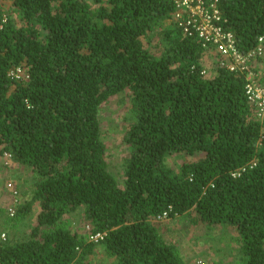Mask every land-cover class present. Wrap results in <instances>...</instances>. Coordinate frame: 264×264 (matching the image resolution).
Here are the masks:
<instances>
[{
    "label": "trees",
    "instance_id": "trees-1",
    "mask_svg": "<svg viewBox=\"0 0 264 264\" xmlns=\"http://www.w3.org/2000/svg\"><path fill=\"white\" fill-rule=\"evenodd\" d=\"M12 1L22 24L0 6V156L31 172L19 217L39 210L26 236L0 239V264H85L98 244L72 227L79 215L114 264H190L153 221L163 213L235 227L236 264H264V122L243 75L221 63L213 78L201 74L206 49L172 20L175 1ZM219 8L240 53L264 49V0ZM19 66L25 75L11 77ZM123 92L119 181L100 114ZM180 153L199 158L168 167Z\"/></svg>",
    "mask_w": 264,
    "mask_h": 264
},
{
    "label": "rangeland",
    "instance_id": "rangeland-1",
    "mask_svg": "<svg viewBox=\"0 0 264 264\" xmlns=\"http://www.w3.org/2000/svg\"><path fill=\"white\" fill-rule=\"evenodd\" d=\"M1 9L4 17L8 15L14 17L18 25L22 24L18 8L13 4L12 0H1ZM174 20V18L172 19ZM170 21H166L163 25L166 27ZM154 43L156 40H153ZM145 45L152 48L154 43L147 42L144 39ZM264 51V49H263ZM264 57V55H263ZM222 56L214 49H206L202 58L201 65L206 68V78H212L217 74V68L221 62ZM264 60V59H263ZM255 65V64H254ZM252 67L257 75V80L264 84V61L256 63L255 69ZM26 72V67H22V72L19 77H23ZM130 97L128 92L112 96V98L102 106L100 118L102 121L103 138L108 148V157L110 160V169L115 174L119 181L123 180V167L125 156L128 154V149L125 148L123 137L129 124L128 116ZM199 156H192L186 153L174 154L167 158L166 163L168 167L176 171L180 170L182 164L198 160ZM2 155L0 156V239L5 232L7 236L19 235L24 237L30 232L29 225L36 223L35 214L38 206L32 211V215L21 219L16 213L14 217L10 216L9 207L15 203V194L12 188L8 187L7 182H13L17 187L18 199L17 202L30 198V194L23 195L28 184L27 180L31 176V172L19 166L14 162L11 167L5 170L2 164ZM15 179V180H14ZM192 216L175 217L158 224L161 234L169 242H179L181 252L186 254L185 259H190V264H196L195 261L202 259L208 264H232L230 260L236 264L239 261V254H237L239 247L238 231L235 227L214 225L209 227L203 222L194 223ZM72 227L79 232H86L85 220L79 215L73 217ZM96 253L88 256L85 264H114V259L109 257L102 246L97 243Z\"/></svg>",
    "mask_w": 264,
    "mask_h": 264
},
{
    "label": "built area",
    "instance_id": "built-area-1",
    "mask_svg": "<svg viewBox=\"0 0 264 264\" xmlns=\"http://www.w3.org/2000/svg\"><path fill=\"white\" fill-rule=\"evenodd\" d=\"M176 10L174 12V21L182 28V31L187 36L198 38L205 49H214L222 56L221 66L227 67L230 71L236 72L244 76L245 79V94L248 102L253 108V114L257 120L264 122V84L257 80L252 66L251 59L257 56H263V46H259L257 51H253L248 55H243L239 52L234 36L231 32L224 30L222 26L221 11L219 8L220 0H174ZM262 43V39H260ZM22 68L18 67L11 75L15 78H20L19 75ZM201 74L205 76L207 70L201 65ZM2 163L5 166L12 165L14 160L11 155L4 153ZM12 188L14 196L18 195L17 187L11 181L6 184ZM10 211H13L10 209ZM14 213L11 212V215ZM167 219V213L156 216L153 221L163 222ZM90 225L87 229L90 230ZM103 238L101 233L91 236L94 242H99ZM2 239H6V234H2ZM196 264H208L207 261L198 259Z\"/></svg>",
    "mask_w": 264,
    "mask_h": 264
},
{
    "label": "clouds",
    "instance_id": "clouds-1",
    "mask_svg": "<svg viewBox=\"0 0 264 264\" xmlns=\"http://www.w3.org/2000/svg\"><path fill=\"white\" fill-rule=\"evenodd\" d=\"M19 67H21L22 68V66H19ZM18 68V67H17ZM17 68H15L14 70H12L11 72H13V71H15ZM11 72H10V75H11ZM256 74V73H255ZM256 75H258V74H256ZM11 77H13L12 75H11ZM205 77V76H204ZM15 78V77H14ZM206 78V77H205ZM213 78V77H212ZM206 79H208V78H206ZM13 197H15V203L12 205V206H10L9 207V212H10V216H12V217H14L15 216V214L18 212L17 210H18V206H19V204L21 203V201H19V203L17 202V199H18V196L16 195V196H13ZM36 206H38V205H35V207ZM34 207V208H35ZM10 209H12L13 211H10ZM34 210V209H33ZM38 210H39V207H38ZM38 210H37V212H38ZM11 212H13L14 214L13 215H11ZM36 212V213H37ZM35 217H36V214H35ZM154 219V218H153ZM168 219H170V218H167L166 220H168ZM155 222V221H154ZM155 223H157V222H155ZM159 223H161V222H159ZM36 224V223H35ZM34 225V224H33ZM87 225H90L89 223H85V226L87 227ZM90 230L89 229H87V232L89 233V235H90V240H92L91 239V236L92 235H95V234H92V226L90 225ZM5 233V232H4ZM95 243H99V242H95Z\"/></svg>",
    "mask_w": 264,
    "mask_h": 264
},
{
    "label": "crops",
    "instance_id": "crops-1",
    "mask_svg": "<svg viewBox=\"0 0 264 264\" xmlns=\"http://www.w3.org/2000/svg\"><path fill=\"white\" fill-rule=\"evenodd\" d=\"M2 164H3V163H2ZM162 236H163V235H162ZM166 240H167V239H166ZM168 242H169V241H168ZM171 243H174V242H171ZM174 244H175V243H174ZM230 262H231L232 264H234L232 260H230Z\"/></svg>",
    "mask_w": 264,
    "mask_h": 264
}]
</instances>
